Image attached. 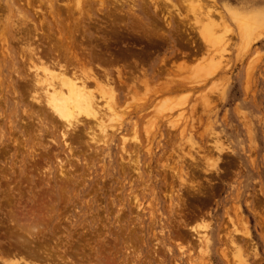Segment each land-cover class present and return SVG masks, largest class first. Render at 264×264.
Wrapping results in <instances>:
<instances>
[{"label":"rangeland","instance_id":"obj_1","mask_svg":"<svg viewBox=\"0 0 264 264\" xmlns=\"http://www.w3.org/2000/svg\"><path fill=\"white\" fill-rule=\"evenodd\" d=\"M205 9L223 16L217 44L198 22ZM110 10L129 26L133 10L166 38L125 27L110 38ZM46 33L75 43L62 52L70 66L108 37L117 62L104 67L152 81L118 89L108 136L65 129L23 90L34 75L26 40L46 59L58 52ZM126 42L135 54L123 58ZM164 83L177 89L159 92ZM10 230L59 264H264V0H0V239Z\"/></svg>","mask_w":264,"mask_h":264},{"label":"bare ground","instance_id":"obj_2","mask_svg":"<svg viewBox=\"0 0 264 264\" xmlns=\"http://www.w3.org/2000/svg\"><path fill=\"white\" fill-rule=\"evenodd\" d=\"M183 1H185V0H183ZM186 2H187V0H186ZM169 4L173 5V3H169ZM203 5L201 6V8L204 7ZM174 6H175V4H174ZM155 9H156V7H155ZM175 9H177V7H175ZM112 10H113V8H112ZM130 10H131V8H130ZM110 12L112 14H107V16L110 19L109 20L110 22L108 24V27L105 26L107 28V35H109L110 38L113 35V36L120 37V38L124 39L125 38V33L121 29L122 27H125L124 29L127 30L128 32H130V33L127 32L128 35H132V34L135 35L134 36L136 38L135 40H140L141 41L142 38L143 39L145 38L146 40L144 39V41H147V38H149L151 36H156V37H159V38H162V39L166 38V36L164 34L165 31L164 32H160V31H158V29H159L158 27L151 26V25H155L156 26V23L154 21H151L152 24L149 25L148 23L142 21V18L139 15H135L133 10H132V16L135 17V18L133 19V17H132V20H133L134 23H132L131 26L128 25V22L123 23V21H121L120 17L116 18V19H119V20H115L114 19L115 17H114L113 13H116V11L112 12L110 10L109 13ZM178 12H176V13L179 14ZM199 12H198V18L202 15V18L205 19L204 23H200L199 22L202 18L201 19L199 18V20H198V22L202 26V30H203L202 32L206 36H210V38L213 41L212 43L217 44L220 41L221 37L220 38H218L216 36L214 37V29L215 28H219L220 26H223V24L221 23V22H223V16H220L219 15L220 13H219L218 14V18L215 19L216 16H214V13L211 12V10H208V11L206 9L202 10L200 12L201 14H199ZM117 13H119V12H117ZM119 14H121V13H119ZM112 15H113V17H112ZM116 16L118 17L119 15H116ZM121 16L129 18V16L126 13H123ZM231 16L236 22H238L240 24V26H243L244 24H247V18H246L245 15H240L236 11H233ZM150 19H152V17ZM219 19H220V21H219ZM153 23H155V24H153ZM166 25L171 26V22L169 21ZM64 28L60 26V31L59 32H62V30ZM68 28L70 29L69 25H68ZM199 30H200V26H199ZM67 31L68 30H66L65 32L67 33ZM34 32H35V30H34ZM38 34H40V33H37V35L33 36L32 38L34 39V37H36V36L39 37ZM121 34H123L124 36L121 35ZM47 35L48 34L46 33V35H45L46 37H43V38L44 39L47 38L48 37ZM52 36H54V34ZM63 37H65V38H61V37H59L61 39L57 38L58 40H60L59 43H56L57 39H56L55 43L54 42L52 43V41H54L55 39L53 37H51V36L48 37V38L51 39V44L49 46H52L54 48V49L53 48H48V49L49 50L50 49H52V50L56 49L58 51L57 54H59V55L54 54L55 53V51H54L53 54L52 53L51 54L52 55H56V56L50 58V54H49L48 55L49 57H47V59L45 57L46 55L44 56V54H46L47 51H46V53L43 54L41 46L38 43L37 44L40 47L35 45L36 41L31 40V42H30V40H29V42H30L29 43L27 41H28V39H30V37L27 40L25 39L26 40V49H28V51H29L28 52L29 53V59L30 60L33 59L32 60L33 63H32V65L30 64L31 66L29 65L30 66L29 69H33V72H34L33 74L34 75H31L33 77H32V79H31V77L29 79V80H31V82L29 81L28 83H26L27 81L25 80L24 85H22L23 90L26 91L27 93L29 91L31 93L33 92L32 93L33 94L32 97L34 99H36L37 101H38L39 97H41V101L44 103V106L47 107L46 109H49L51 111V112L49 111V114L47 113L48 115L51 116V117L49 116L51 118V120H53L54 122H56L57 120L61 121L63 123V124L61 123V125H63L65 127V129L69 128V127H72L73 129L77 128L78 125L81 123L80 125H82V126L78 127L80 129V131H87L86 133H88V132L91 133L92 132L91 135L93 136V135H95L97 133V132L95 133V131L98 129L97 131H99V133L101 132L104 135L103 136V138H104V137L108 136V126H109L108 123L112 122L111 121L112 118H113V120H115L114 117L116 115V110L118 108H120V107H118V104H119V90L118 89L125 87L127 85L126 84V80L128 81V79H129V81L131 83L130 82H128V83H130L131 85L129 84L127 86H130L131 89L130 88L129 89L132 90V93H134L137 90L139 84H142L144 87H146V89L147 88L149 89V87H150L149 85H150V83L152 81L149 80L147 75H145V76L143 75L142 79H140V81H138L137 77L134 76L133 73H132V72L135 71L134 69H133L134 71H130V74L128 73L129 74L128 75L129 78L126 77V75L124 76L123 72L127 73V71H124L123 68L120 67L121 66L120 64H119L120 66H118V65L115 66L116 67V69H115L116 72L115 73H117L116 78H115V76H113L115 73L113 74L111 71H109V69H106L104 67L106 65L108 66L109 64L111 66H113L117 62V59L115 58L116 56L114 57V53L112 54L113 56L110 54L111 51L109 49V46H110L109 44L112 41L110 42V38H108V37L107 38L105 37L103 39V41L101 42L103 44V47L101 46V49L100 48L98 49L97 47H95V48L93 47V49L91 51H88V59L86 58V56L84 54L85 60H87L86 62H81V61H85V60H83V59L80 60L81 57L78 58L76 54L75 55L73 54V57L76 59V62L79 63V65L75 66L76 62L73 61L74 65H72V66H74V67H73V69H71L70 67H72V66H70V64L72 63L71 60H73V59H69L71 63H68V61H69L68 58L69 57L66 56L67 55L66 52L69 49L71 51V48H72L71 46L73 44H74V48H75V43L70 42L69 39L67 40L66 36L63 35ZM138 38H141V39H138ZM50 39H47L46 43L49 44L48 41H50ZM153 39H154V37H153ZM32 41L35 42V44L33 43L35 46L31 44ZM44 41H46V40H44ZM115 41L116 40L114 39V42ZM159 41H158V43H159ZM73 42H74V40H73ZM108 42H110V43L108 44ZM76 43H77V41H76ZM87 43H88V41H87ZM113 44L114 43L112 42L111 45L113 46ZM96 45H97V43H96ZM97 46H99V44ZM209 47H211V46H209ZM76 48H77V46H76ZM122 48L123 47H121V50H118V49L117 50L121 51L122 54L120 56L123 57V58H125L127 56V54H129V53H131V55L135 54V53H133L134 50L132 49V48H134V46L133 45H128L127 42H126L125 47L123 48L124 50ZM144 48L145 47L141 46L140 48H138V50L140 52L141 51L145 52ZM147 49H149V48H147ZM45 50H47V48ZM72 51H73V49H72ZM62 52H65L66 55H64V53H62ZM112 52H113V50H112ZM178 53H180V52H178ZM174 54H175V52H174ZM81 56H82V54H81ZM129 56H130V54H129ZM70 57H72V56L70 55ZM48 58H50V59H48ZM82 58H83V56H82ZM118 59H121V58H118ZM92 61H96L97 62V65H96L98 67L97 70L93 69L94 62H92ZM113 62H115V63H113ZM133 63L136 64V61L134 60ZM127 66L128 65H125L124 67H127ZM131 68H134V67L132 66ZM212 71H214V70H212ZM168 82L169 81H167V83ZM173 87L165 85V83H164V86H162L161 88L159 87L158 91L159 92H165V91H167V92L170 91L171 92V90L177 89L176 88L177 86L174 87V88ZM126 88L125 89L123 88V89L126 90ZM26 92H24V93L26 94ZM30 92H29V95L31 94ZM128 93H129V90H128ZM35 94H37L39 96L36 97L37 95L35 96ZM142 98H143V96H142ZM27 99H28V97H27ZM36 100L34 102H36ZM42 102H41V104H42ZM44 106H42V109H43ZM194 106H192V108H194ZM39 111L42 114L41 110H39ZM117 115H116V117H118ZM27 123H29V122H27ZM95 128H97V129L94 130ZM64 132H67V131H64ZM99 133H98V135H99ZM62 134H63V131H62ZM81 134H83V133H81ZM79 136H80V133L77 135V138ZM75 137H76V135H75ZM45 138H47V137H45ZM71 138H73V136ZM79 139L80 138H78L77 140H79ZM14 217H15L14 214L9 215V221L14 223L15 225H17L21 220L19 218L15 219ZM5 226H8V225L5 224ZM19 226L21 227L20 224H19ZM23 227H25V225L21 227L22 229L26 230L24 234H26V233L30 234L29 231H27L28 227L27 226L25 228H23ZM17 229L14 228V231L15 230L17 231ZM11 231H13V230H10V233H8L9 235H7V237L4 240L0 239V264H59V263H57L54 260V258H56L58 256L56 254L54 255L53 251L50 252V250L46 251V250L42 249V247L38 246V244H39L38 241H37L38 244H36L35 243L36 241L33 242L30 239V237L28 238V236H30V235L23 236L24 234L22 235V233L24 231L21 230L22 233H19V234L22 235V237L18 236L19 234L17 232H15V235L17 233V237H15V236H13L14 234ZM31 234H32V232H31ZM203 234H205V232H203ZM5 236H3V237H5ZM0 237H1V235H0ZM200 239H201L202 244H204V242L207 241V237L206 236H203V237L201 236ZM73 253H70V254H72L73 255L72 257L74 258L75 255H77V253L76 254L74 253L75 255ZM4 257H7V258L3 259ZM63 258H65L64 255H63ZM77 260H79V258ZM67 261L70 262L71 264H76L77 263V262L75 263L74 260H72L70 257H66L65 258V263ZM59 262H61V261H59ZM105 263H106L105 261L104 262L97 261L96 264H105Z\"/></svg>","mask_w":264,"mask_h":264}]
</instances>
